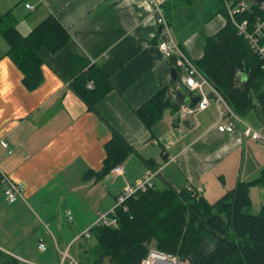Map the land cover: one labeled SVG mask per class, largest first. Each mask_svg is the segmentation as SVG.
Masks as SVG:
<instances>
[{
  "label": "crops",
  "instance_id": "0c3cea01",
  "mask_svg": "<svg viewBox=\"0 0 264 264\" xmlns=\"http://www.w3.org/2000/svg\"><path fill=\"white\" fill-rule=\"evenodd\" d=\"M160 1L176 42L194 62L201 59L206 39L227 22L222 0ZM12 9L23 35L54 16L71 41L55 54L41 49L44 82L30 91L0 33V172L26 186L23 198L10 204L0 182L3 264H70L63 260L66 251L78 261L88 244L78 236L116 206L127 184L170 157L177 159L164 167L156 187L161 180L162 189L180 191L192 180L210 201L260 176L264 146L244 136L241 123L233 133L220 132L215 103L195 113L182 111L193 97L177 57L167 58L159 49L149 0H0V15ZM94 64L109 74L113 90L89 110L71 83ZM165 87L180 108L167 109L153 133L136 110ZM242 121L264 135L257 114ZM114 131L136 150L122 164L124 175L111 171L100 180H83L86 172L102 170ZM255 189L264 193L258 185L250 195Z\"/></svg>",
  "mask_w": 264,
  "mask_h": 264
},
{
  "label": "trees",
  "instance_id": "16d2710c",
  "mask_svg": "<svg viewBox=\"0 0 264 264\" xmlns=\"http://www.w3.org/2000/svg\"><path fill=\"white\" fill-rule=\"evenodd\" d=\"M241 0H232L233 5ZM191 4L193 0H172ZM227 22L215 35L206 39L204 56L196 66L241 119L251 113L264 121V68L237 23L250 25L264 17L261 5L251 4L235 21L222 0ZM0 33L8 43L7 56L23 73V84L30 90L44 82L41 49L55 54L70 41L71 35L54 16H49L29 34L17 27L13 9L0 15ZM264 43V41H263ZM89 82L94 88H88ZM72 90L94 110L112 90L109 74L94 64L72 83ZM170 87H165L136 110L138 118L154 133L155 125L167 109L177 110ZM106 159L101 171H88L83 180H100L124 164L136 150L120 133L114 131L105 145ZM150 161H148L149 163ZM154 169V168H153ZM157 180V179H156ZM138 193L127 202L128 210L117 211V227L91 229L95 244L85 245L79 264H140L150 247L178 256L188 264H264V202L259 214L252 213L251 188L264 186V168L252 181L240 182L214 203L192 195L186 188L156 187ZM88 243L90 238H84ZM0 254V264L2 262Z\"/></svg>",
  "mask_w": 264,
  "mask_h": 264
},
{
  "label": "built area",
  "instance_id": "2783aa9c",
  "mask_svg": "<svg viewBox=\"0 0 264 264\" xmlns=\"http://www.w3.org/2000/svg\"><path fill=\"white\" fill-rule=\"evenodd\" d=\"M153 8L156 24L158 25L159 40L158 46L160 51L167 58L177 57L180 65L185 71V76L182 81L191 97L199 96L200 101L195 106H185L182 111L195 113L197 111L207 109L212 103H215L219 111V120L217 123V129L220 132L233 133L236 130L237 123H241L243 127L242 133L244 136L251 137L253 140L260 142L264 146V135L253 128L250 124L242 121V119L234 113V111L228 106L226 101L221 97L214 86L208 81L200 69L196 66V63L189 58L180 45L176 42L171 25L167 19V16L163 9V4L160 0H149ZM227 4L229 14L233 21L237 15L244 14L251 8V3L248 0H241L237 4L233 5L232 0H224ZM26 7L29 10H34V6L27 3ZM261 9L264 11V3L261 4ZM238 32L240 35L248 41L253 52L260 57L263 61L264 68V17H259L251 26L248 20L237 23ZM88 88L93 89L94 83L89 82ZM212 95L214 97H212ZM169 149V146H166ZM177 157H170L167 164L176 161ZM161 165L157 168L149 170L142 178L138 179L133 184H127L124 190L118 195L116 206L109 212L101 213L97 220L84 232H82L78 239L91 238V229L98 226L117 227V211L123 209L128 210L127 202L135 197L138 193L146 192L148 189L155 187V180L160 176L162 170L167 165ZM112 173L116 176L124 175V166L119 165L112 170ZM0 182L6 184L4 190L5 199L8 203L13 204L19 201L24 196L25 184L12 180L3 172H0ZM192 195L203 196L204 189L199 186H195L192 180H189L185 187ZM72 218L71 216H69ZM40 250L46 251L47 246L45 242L41 241ZM64 263L69 261L70 264H79L69 253L66 251L63 253ZM140 264H188L186 261L180 259L178 256L164 253L158 249L151 248L148 255L142 260Z\"/></svg>",
  "mask_w": 264,
  "mask_h": 264
},
{
  "label": "rangeland",
  "instance_id": "374dc122",
  "mask_svg": "<svg viewBox=\"0 0 264 264\" xmlns=\"http://www.w3.org/2000/svg\"><path fill=\"white\" fill-rule=\"evenodd\" d=\"M129 160V159H128ZM127 160V161H128ZM127 164V163H126ZM128 165V168H129V171H130V161H129V164ZM127 186V185H126ZM258 186V185H257ZM158 188H161L162 189V181H158ZM124 190V189H123ZM208 199V198H207ZM219 199V198H217ZM251 199H252V213L253 214H259L261 212V209H262V206H263V201H264V193H262L261 189H255V191H252V194H251ZM208 202H210L212 204V202L216 201V200H207ZM213 202V203H214ZM95 244V240H93L92 238H90V240L88 241V244L87 246L88 247H91ZM151 248H155V247H150ZM157 249V248H155Z\"/></svg>",
  "mask_w": 264,
  "mask_h": 264
},
{
  "label": "water",
  "instance_id": "95a60500",
  "mask_svg": "<svg viewBox=\"0 0 264 264\" xmlns=\"http://www.w3.org/2000/svg\"><path fill=\"white\" fill-rule=\"evenodd\" d=\"M251 4H258L261 5L264 3V0H248ZM174 80H177V75H175ZM179 98L182 100L184 95L182 92H179ZM200 101V97L195 96L191 99V107L195 106L196 104H198V102Z\"/></svg>",
  "mask_w": 264,
  "mask_h": 264
}]
</instances>
